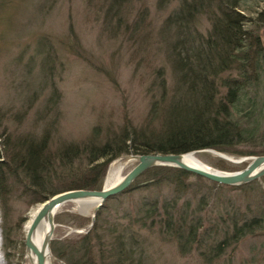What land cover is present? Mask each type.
Wrapping results in <instances>:
<instances>
[{"label":"trees","instance_id":"16d2710c","mask_svg":"<svg viewBox=\"0 0 264 264\" xmlns=\"http://www.w3.org/2000/svg\"><path fill=\"white\" fill-rule=\"evenodd\" d=\"M172 1L158 0L157 7ZM248 1L180 0L154 35L151 22L142 26V10L132 23L126 18L135 0H107L105 15L117 18V28L125 26L135 52L166 44L173 82L157 72L152 88L159 99L151 102L147 117L108 130L103 141L97 131L81 146L57 149L47 147V136L36 143L28 136L17 139L18 151L9 161L0 155L3 216L20 187L31 205L60 192L100 190L107 167L125 155L207 149L234 157L264 155V11L251 13ZM202 14L211 27L205 34L197 28ZM189 176L194 175L167 166L145 171L103 203L78 241L61 252L51 241L52 254L67 264H148L149 240L155 237L174 244L179 254L195 252L213 264L241 241L264 233V187L241 185L240 192L227 194Z\"/></svg>","mask_w":264,"mask_h":264},{"label":"rangeland","instance_id":"374dc122","mask_svg":"<svg viewBox=\"0 0 264 264\" xmlns=\"http://www.w3.org/2000/svg\"><path fill=\"white\" fill-rule=\"evenodd\" d=\"M179 1L168 3L166 8L162 4L160 8L158 0H135L126 18L132 23L142 10L145 14L143 28L151 22V30L156 35L165 16L179 8ZM247 4H253L251 13L264 11V0H249ZM106 5L107 0H0L2 162L9 161L18 151L17 139L27 136L34 143L47 136V147L57 149L68 144L81 146L92 139L93 131L100 133L99 140H102L110 129L117 132L124 123L137 125L147 117L151 102L159 99L156 98L159 90L152 88L154 81L159 80L157 72L172 84L166 44L147 46L150 49L144 54L135 52L125 26L117 28V18L105 15ZM197 28L203 34L211 28L204 14L197 20ZM260 96L264 111L262 92ZM212 152L216 151L200 150L194 155L218 172H240L249 163L228 162ZM18 154H22V150ZM224 156L239 161L254 155ZM122 157L107 167L102 187H105L109 168ZM135 164L123 169V177ZM220 166L231 169L224 170ZM188 178L194 183L213 184L201 177ZM245 185L246 189L263 188L264 178ZM233 187L218 186L227 194L241 191V187ZM23 189L20 187V191ZM20 191L14 192L7 204L6 217L0 209V261L3 264H25L24 226L42 204L31 205V197ZM55 219L52 241L60 252L67 243L78 241L95 220L93 215L80 214L76 202L62 205ZM149 243L148 264H207L197 253L179 254L174 244L155 237H151ZM52 260L49 264H67L53 254ZM212 263L264 264V233L241 241Z\"/></svg>","mask_w":264,"mask_h":264},{"label":"water","instance_id":"95a60500","mask_svg":"<svg viewBox=\"0 0 264 264\" xmlns=\"http://www.w3.org/2000/svg\"><path fill=\"white\" fill-rule=\"evenodd\" d=\"M216 156L220 158L230 161L232 163L240 164L245 161H249L247 166L240 170V172H230L225 173L221 171H213L206 170L200 167H193L189 164L185 163L183 160V156L186 154H196V152H189L186 154H143L142 156L132 155L125 156L120 159L124 164L129 163L133 159L136 161V164L133 166L130 172H128L120 183L112 188L106 189L102 187L101 190H70L65 192H60L59 194L53 195V197L46 200L44 203L40 204V208L38 209L36 215L33 217L29 231L25 236V248L32 250L36 256L37 264H48V260H46L47 255L51 256L52 253L50 249L52 235L55 230V215L58 210L62 207V205L70 203V202H81V200L86 199H98L99 203L93 210V218H95V213L103 207V203L108 199L112 198L115 195L123 193V190L128 188L130 185L134 183L138 177L144 174L145 171L154 168V167H172L179 168L186 173H190L196 177H201L207 181H210L217 185L223 186H241L245 184L252 183V181L260 180L264 177V155L261 156H253L249 159L242 158L239 161H235L232 159H228L226 156L221 153L212 152ZM47 219L49 233L45 238L40 249H37L30 240L32 233L36 230L39 223ZM53 261V260H52ZM51 261V263H52Z\"/></svg>","mask_w":264,"mask_h":264},{"label":"bare ground","instance_id":"6f19581e","mask_svg":"<svg viewBox=\"0 0 264 264\" xmlns=\"http://www.w3.org/2000/svg\"><path fill=\"white\" fill-rule=\"evenodd\" d=\"M183 160L185 163L189 164L190 166L200 167V168H204L206 170H208V169L212 170L211 167L205 166L198 159V157H196L194 154L184 155ZM135 162L136 161L134 159L127 164H124L121 160L114 162L108 170L109 172H108L106 179H105V188L108 189V188H112V187L118 185L120 183V181L123 179V175H122V173L124 171L123 169H125L126 167H128L130 165H133V163H135ZM98 203H99V200L95 199V198L81 200V202H76V204L78 205V212L80 214L85 215V216H92L93 210L98 205ZM39 208H40V206H38V209ZM38 209L35 210L34 212H32V214L29 216L30 218H29L28 222L24 226L26 234L29 231V226H30L32 220L34 219L33 217L36 215ZM49 229L50 228H48L47 219H44L39 223L36 230L32 233L30 240H31V243L37 249H40V246H42L43 242L45 241L46 236L49 233ZM26 234H25V236H26ZM25 250H26L24 253L25 264H37L36 256L33 253V251L26 249V248H25ZM46 260L51 262V256L47 255ZM49 262H48V264H49ZM0 264H3V263L0 261Z\"/></svg>","mask_w":264,"mask_h":264}]
</instances>
